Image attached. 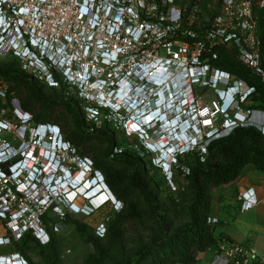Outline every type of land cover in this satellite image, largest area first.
<instances>
[{"label":"built area","instance_id":"obj_1","mask_svg":"<svg viewBox=\"0 0 264 264\" xmlns=\"http://www.w3.org/2000/svg\"><path fill=\"white\" fill-rule=\"evenodd\" d=\"M197 9L188 15L185 0H0L3 31L16 39L10 43L0 35V57L18 58L26 73L48 88L59 89L62 83L77 93L88 123L133 137L172 180L185 155L198 153L204 162L210 144L238 128L255 127L264 136V111L250 108L256 86L218 64L224 50L264 86V37L259 32L264 0H221L204 29L194 18ZM159 113L167 120L158 123ZM0 122V144L13 152L0 157V221L6 229L0 246H11L30 230L47 243L40 217L57 199L48 197L42 177L19 168L23 158L15 155L27 131L15 146L1 136L11 126L2 111ZM185 126L193 132L190 143L179 144L182 156L174 157L173 168L166 171L153 144L167 145L168 137L178 138ZM18 128L12 131L24 129ZM38 145L34 141L21 156L28 157ZM34 153L33 170L42 174L43 161ZM66 155L74 157L67 166L73 170L78 158L70 145L62 150ZM238 200L242 213L260 204L253 188ZM212 252L210 264H264V250L227 239ZM11 260L25 264L18 253L0 256V264Z\"/></svg>","mask_w":264,"mask_h":264},{"label":"trees","instance_id":"obj_2","mask_svg":"<svg viewBox=\"0 0 264 264\" xmlns=\"http://www.w3.org/2000/svg\"><path fill=\"white\" fill-rule=\"evenodd\" d=\"M214 1L218 2L217 5L213 4ZM220 1L185 0L187 14L198 7L195 16L204 29L218 13ZM193 29L196 30V26ZM259 32L264 37V9L259 11ZM219 54L220 68L256 86L258 93L250 108L264 111V86L232 54L224 50ZM57 81L61 83L58 77ZM0 89L6 102L0 95L3 120L10 119L11 114L6 115L4 111L16 100L23 111H31L36 125L58 126L74 155L93 162L123 205L114 217L108 218L107 234L99 237L84 219L67 212L65 203L59 202L64 218L55 212L54 204L40 217L48 234L47 243H42L30 230L11 245L25 264H35L32 253L38 255L43 264H60L62 246L54 232L59 225L72 227L85 243L94 248L95 252L88 256L86 264H198L200 254L216 250L222 239L229 240L222 233L217 235L221 225L213 212V189L236 182L246 168L247 171L264 173V136L255 127L238 128L228 137L213 141L204 162L198 153L185 155L180 160L181 166L175 174L185 177L187 201L178 202L172 195L163 196L162 188L167 185L161 175L163 172L153 165L151 154L138 142V147H126L122 159L119 153L114 156L115 140L120 136L110 133L112 129L106 124L88 123L77 93H71L64 84L61 83L59 89L48 88L37 77L28 75L18 58L5 55L0 58ZM4 139L13 143L9 138ZM148 165H151L150 170H147ZM179 207L188 213L184 223L175 224L169 213ZM210 219H218L219 223L209 224ZM129 230L133 235H147L149 241L144 242L140 237L133 251L125 250L120 258H112L114 250L124 249Z\"/></svg>","mask_w":264,"mask_h":264},{"label":"rangeland","instance_id":"obj_3","mask_svg":"<svg viewBox=\"0 0 264 264\" xmlns=\"http://www.w3.org/2000/svg\"><path fill=\"white\" fill-rule=\"evenodd\" d=\"M217 1H214V5H217ZM196 14V12H194ZM194 18L197 23L199 22L198 17L194 15ZM1 58V57H0ZM1 90V89H0ZM0 95L3 98L4 103L5 97L0 93ZM19 101L14 100L12 103V107L7 108L4 113L11 114L10 119L7 121H10V125L7 124V127L10 129L9 131H5L1 134L2 137H5L6 139H10L14 143H17L18 137L22 139V133L25 132V130L28 132L31 128L34 126L27 125L22 131L20 130L19 125L20 122L17 118V115L20 117L18 111H16L14 108L18 107ZM58 110V109H57ZM13 126L17 129H14L12 131ZM65 138V136H64ZM122 138L130 139L131 145H135L136 143L133 142L134 138L132 137H126L122 135ZM27 139V135H26ZM130 144V143H129ZM103 145V144H102ZM140 145V144H139ZM105 148V145H103ZM136 147V146H135ZM116 152L120 153V150L114 152V156H116ZM151 169V165H148L147 170ZM248 168L244 169L239 176V179L228 185V186H222L216 189H213L212 191V197H213V212L215 215L223 214V213H231L232 215H236L238 218L239 224L246 225V227L249 228L250 231L254 235L260 234L259 228L264 227V207L262 205L258 206L257 208L250 210L248 212H244L243 214L240 212L241 203H237L234 200L231 199L229 196L234 195L232 199H238V196L240 193H238V187L239 185H252V186H261L264 188V174L260 172H252L247 171ZM93 170L95 169V166L93 167ZM163 177H165V180L167 181V185H165L162 189L164 193V197H170L171 195L173 198L177 199L178 202L187 201L186 197V185L187 182L185 181V177L183 175L175 174L173 179L170 180L169 177H167L165 174L161 173ZM258 177V178H257ZM259 180V181H258ZM169 187V188H168ZM167 199V198H164ZM164 202V200H163ZM239 202V200H238ZM94 203V202H93ZM87 205H89V202L84 200L83 198H78L74 205L67 208L66 211L69 212L72 216L78 219H84L85 223L88 224L94 233L99 236L103 237L107 234L108 229V218L114 217V213H117L122 209V204L114 207L111 204H108L104 207H101L98 210L91 211V208H89ZM97 206L96 204H94ZM168 207V206H167ZM90 213V214H89ZM187 211L182 210V207H179L178 209H172L169 213V216L172 218L173 223L175 224H182L186 221ZM59 215L64 218L63 214L60 212ZM238 223V222H237ZM221 227H223L221 225ZM58 229L54 228V232L58 235L59 241L62 246L61 251V262L60 264H86V260L88 256L92 253H94V248L85 243L81 237L76 233V231L72 227H62L58 226ZM220 228V227H219ZM133 230V229H130ZM129 230V231H130ZM141 237V238H140ZM143 240L144 242H148L149 238L145 234L140 235H133L132 231H130V234H128V239L125 242L124 249H116L114 250L112 254V258H120L123 255V251L126 250V252L133 251L137 246L139 240ZM255 246L257 249L258 247ZM15 250L12 246H0V256H8L14 254ZM33 262L35 264H43L42 259L32 253L31 254Z\"/></svg>","mask_w":264,"mask_h":264},{"label":"clouds","instance_id":"obj_4","mask_svg":"<svg viewBox=\"0 0 264 264\" xmlns=\"http://www.w3.org/2000/svg\"><path fill=\"white\" fill-rule=\"evenodd\" d=\"M5 27V23L4 21L0 22V35L1 36H5L6 32L3 31V28ZM6 39H8V41L11 43L16 40L13 35H11L10 33H8L5 37ZM31 50L33 52H36V50L38 48L34 47V46H30ZM23 51V49H22ZM182 97V95H181ZM231 97V96H230ZM232 99L230 98V101ZM18 107L14 108L16 111H18L20 117L17 114L18 120L20 122L19 126L22 127H26L32 120L31 115L29 113H26L25 111H23V109L21 108L20 103H18L17 105ZM22 114V115H21ZM159 120L158 123H161L164 120H167L166 117L161 116V114L159 113L158 116ZM184 130L187 129L184 133H181L178 138L175 137H168V144L165 145L164 143L162 144H153V147L156 151V153H154L155 156L158 157V159L163 162L164 165V169H166V171H169L170 169L173 168V158H179L182 156V154L180 152H178V150L180 149L179 144L182 143L183 145H187L190 143V140L192 138V134L193 132L190 131V129L187 128V126H185L183 128ZM2 127L0 126V133L2 131ZM60 132V135H58V133ZM28 133V132H27ZM33 135L32 139L33 141L38 140L39 145L33 149V152H36V155L43 161V162H47V157L44 155L45 151H51L54 153H58L59 156L57 158L56 161V165H60V174H62V171L64 170V168H67L68 163H72L74 160L73 156H62V150L69 147V143L68 141L65 140L60 128L56 125L53 124H45V125H36L35 128H31L29 130V137L26 140H29L30 136ZM57 137H60V140L58 142V144L56 143V139ZM64 141V143L62 142ZM53 143V144H52ZM165 145L164 148H158L159 146ZM31 147V143H27L25 144L22 149L19 151V153H17L15 156L18 158H23V163L22 165L19 167L21 168V172H26L28 175H32V173H34L35 170H33V162L27 160L26 155L21 156V152H25L27 151L29 148ZM41 150V151H40ZM13 152L9 151L7 152L5 150V148L3 146H1L0 144V157L2 158H6L7 155L11 156ZM42 169V167H40ZM76 168V165L74 166L73 170ZM71 170V171H73ZM163 170V169H161ZM39 177H42V181L43 183H46V178L42 175H40ZM44 179V180H43ZM41 234H47L45 233H41ZM48 236V234H47ZM9 264H23L21 260H11V262Z\"/></svg>","mask_w":264,"mask_h":264},{"label":"crops","instance_id":"obj_5","mask_svg":"<svg viewBox=\"0 0 264 264\" xmlns=\"http://www.w3.org/2000/svg\"><path fill=\"white\" fill-rule=\"evenodd\" d=\"M252 172L255 171H251L250 173ZM251 188L255 190L258 200L260 202L258 206L262 205L264 207V188H262L261 186H252L249 184L243 186L239 185L237 190L238 193H241V192H246ZM232 196L234 197V195L229 196L231 198L229 200H234L237 203H240L238 202L237 198L232 199L233 198ZM217 217L220 220L219 224L223 226L217 229V235L219 233H222L226 237H228L230 241L236 244L251 245V246L256 245L258 247V250L260 251L264 250V227L259 228V232H260L259 235L258 234L254 235L252 231H250L249 228L246 227V225H242V223L241 225L239 224L238 218L236 217L235 214L232 215L231 213H223L217 215ZM5 235H6V230L3 226V223L0 221V237H3ZM213 260H214V253L212 251H209L207 253L200 254L198 264H210Z\"/></svg>","mask_w":264,"mask_h":264},{"label":"flooded vegetation","instance_id":"obj_6","mask_svg":"<svg viewBox=\"0 0 264 264\" xmlns=\"http://www.w3.org/2000/svg\"><path fill=\"white\" fill-rule=\"evenodd\" d=\"M26 113H29L31 116H33L31 111H26ZM29 125L34 126V128H35L36 124L33 123V118L31 120V122L29 123ZM109 132L110 133H114L113 131H109ZM118 135L120 136V138L115 140V144H114V147H113L114 149L113 150H114V152H115V150L116 151L120 150V153L118 155H119V158L122 159V155L125 153L126 147H128L127 149H129V148H131L134 145H131L132 141L130 139H125V138H122V135H120V134H118ZM133 142L136 143L137 140L134 139ZM135 146H136V144H135ZM136 147H138V145ZM116 153H118V152H116Z\"/></svg>","mask_w":264,"mask_h":264},{"label":"bare ground","instance_id":"obj_7","mask_svg":"<svg viewBox=\"0 0 264 264\" xmlns=\"http://www.w3.org/2000/svg\"><path fill=\"white\" fill-rule=\"evenodd\" d=\"M174 123H169L168 125H167V127H171L172 125H173ZM158 148H161V146H159ZM82 178H80L79 179V181L81 180ZM99 190V189H98ZM77 193L79 194H81V195H84L85 194V190L84 189H81V190H78V191H76L75 193H72L71 194V198L73 199L74 197H76V195H77ZM95 194V193H94ZM93 194V195H94ZM93 195H87L89 198H91ZM78 198H83L84 200H86L84 197H77V199ZM76 199V200H77ZM75 200V201H76ZM107 200V196H106V194H101V195H98V196H96V197H94V198H92V202H94V204H96L97 205V207H99V206H101L105 201ZM74 201V202H75Z\"/></svg>","mask_w":264,"mask_h":264}]
</instances>
